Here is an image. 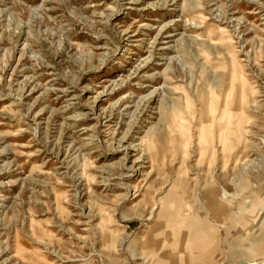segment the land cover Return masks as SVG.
<instances>
[{"label": "rangeland", "instance_id": "1", "mask_svg": "<svg viewBox=\"0 0 264 264\" xmlns=\"http://www.w3.org/2000/svg\"><path fill=\"white\" fill-rule=\"evenodd\" d=\"M176 227L264 262V0H0V264H180Z\"/></svg>", "mask_w": 264, "mask_h": 264}, {"label": "bare ground", "instance_id": "2", "mask_svg": "<svg viewBox=\"0 0 264 264\" xmlns=\"http://www.w3.org/2000/svg\"><path fill=\"white\" fill-rule=\"evenodd\" d=\"M197 222H198L197 217L190 219L188 221L190 225H195ZM171 233L174 236L177 235L176 240L173 239L170 242L169 239L167 240L163 239V241H159L161 244L160 247H165L166 245L174 244L175 246L174 250H169L165 252V256L173 257L180 264H206L212 261L215 258V254L218 252L217 249H220L219 248L220 243L223 242L222 239H220L219 234L213 236L207 229L199 231V230H188V229H182L180 227H176L175 230L172 228ZM171 233H168L167 235H171ZM152 239L156 240L155 237H152ZM239 247L240 244L239 241H237L227 253H222V252L221 253L228 257H232L235 254L247 257L249 253L246 254ZM246 263L264 264V262L250 263L247 261Z\"/></svg>", "mask_w": 264, "mask_h": 264}, {"label": "water", "instance_id": "3", "mask_svg": "<svg viewBox=\"0 0 264 264\" xmlns=\"http://www.w3.org/2000/svg\"><path fill=\"white\" fill-rule=\"evenodd\" d=\"M238 264H247V263L242 261V262H239Z\"/></svg>", "mask_w": 264, "mask_h": 264}]
</instances>
